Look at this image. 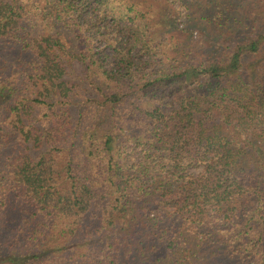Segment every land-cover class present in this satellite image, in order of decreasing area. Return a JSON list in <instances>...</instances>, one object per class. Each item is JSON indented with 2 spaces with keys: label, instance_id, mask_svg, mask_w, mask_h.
Listing matches in <instances>:
<instances>
[{
  "label": "trees",
  "instance_id": "16d2710c",
  "mask_svg": "<svg viewBox=\"0 0 264 264\" xmlns=\"http://www.w3.org/2000/svg\"><path fill=\"white\" fill-rule=\"evenodd\" d=\"M187 1L0 0V264H264V0Z\"/></svg>",
  "mask_w": 264,
  "mask_h": 264
},
{
  "label": "rangeland",
  "instance_id": "374dc122",
  "mask_svg": "<svg viewBox=\"0 0 264 264\" xmlns=\"http://www.w3.org/2000/svg\"><path fill=\"white\" fill-rule=\"evenodd\" d=\"M198 4L202 6L203 4H205V0H190L187 1V10H185L183 7L179 8L183 16L181 15L179 17L180 19L176 22V26L174 28H172L171 30H166V33L164 34V37L166 38V41L168 43L167 48H170L169 46H172L174 44L175 48L173 47V51L175 49H178V44L181 43L182 39H185L186 34L190 35V40L194 41V43H196L195 41H198V39L200 38L207 41V44L216 42V35L218 34L217 30L219 29V27H217V30H215L212 24L209 26L206 24V21H197V17L199 16V13L197 11L200 8ZM185 13L188 14L187 17L184 16ZM244 15H246L245 11H243L242 13V16ZM103 44V41H99L96 43L97 51L110 53L108 48H104ZM171 52L172 51H170V53Z\"/></svg>",
  "mask_w": 264,
  "mask_h": 264
}]
</instances>
